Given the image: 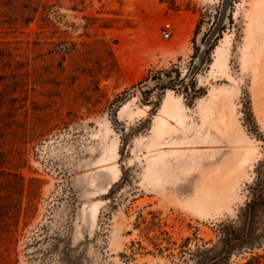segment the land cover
Returning a JSON list of instances; mask_svg holds the SVG:
<instances>
[{"label": "rangeland", "instance_id": "374dc122", "mask_svg": "<svg viewBox=\"0 0 264 264\" xmlns=\"http://www.w3.org/2000/svg\"><path fill=\"white\" fill-rule=\"evenodd\" d=\"M220 5L0 0V264H197L200 250L219 254L220 231L264 176V0H233L187 85H140L171 73L181 84ZM165 102L183 108L184 126ZM116 142L118 177L102 162ZM248 262L264 264V242L229 264Z\"/></svg>", "mask_w": 264, "mask_h": 264}, {"label": "trees", "instance_id": "16d2710c", "mask_svg": "<svg viewBox=\"0 0 264 264\" xmlns=\"http://www.w3.org/2000/svg\"><path fill=\"white\" fill-rule=\"evenodd\" d=\"M196 50L198 51V48H196ZM159 77H156L154 79H157ZM172 81H171V85H174L172 84ZM189 81L185 82L184 80L181 84L178 85L180 86L187 85ZM156 88H159V86H157ZM127 98H129V95ZM248 198L249 199L246 202L245 206L240 210L238 220L235 222H227L226 223L227 225H225L226 227H224V229L220 231V235H221L220 244L222 245V247L221 250L219 251L218 254L219 256L217 255L220 259L213 264H229L233 252L235 251L241 252L243 250H248V249L253 250L257 246L263 244L264 242V176H261V174L259 173L257 175L256 180L252 183V185L249 186ZM211 250L213 249L200 250L203 260H199L197 264L198 263L208 264L211 261L218 258L215 255L214 256L209 255ZM246 264H252V262H248Z\"/></svg>", "mask_w": 264, "mask_h": 264}, {"label": "water", "instance_id": "95a60500", "mask_svg": "<svg viewBox=\"0 0 264 264\" xmlns=\"http://www.w3.org/2000/svg\"><path fill=\"white\" fill-rule=\"evenodd\" d=\"M232 2L233 0H221V5L218 11L216 22L211 26L210 30L207 29V31H202L201 35L198 36V54L193 60L192 66L188 72L185 82L189 81L194 76H196L197 72L204 63V60L209 50L213 46L214 42L217 40V37L220 35V32L228 24ZM176 77V73H172L170 76H167L166 74H161L160 77L157 79L150 78L149 80L143 82L140 85V89L145 90L157 86H169L172 88H178L180 85H171V81Z\"/></svg>", "mask_w": 264, "mask_h": 264}, {"label": "bare ground", "instance_id": "6f19581e", "mask_svg": "<svg viewBox=\"0 0 264 264\" xmlns=\"http://www.w3.org/2000/svg\"><path fill=\"white\" fill-rule=\"evenodd\" d=\"M257 16V14L255 15V17ZM223 54H224V50H222V49H218L217 50V55H218V64L221 62V59H222V57H224L223 56ZM225 55V54H224ZM222 66H221V68H222V70H226V64L225 63H223V64H221ZM173 98V97H172ZM177 102H179V101H177ZM166 103V102H165ZM173 103V102H172ZM179 104V103H178ZM177 105V104H176ZM180 105V104H179ZM203 105V104H202ZM201 105V106H202ZM174 106H175V104H174ZM174 106H171V107H173V108H170V105H169V103H166V105H165V107H164V109H163V112H169L170 111V114L175 118V120H177V122L181 125V126H184L185 125V123H186V116H185V114L186 113H184V111H183V108L182 107H180V106H176V107H174ZM127 107V105H124L123 106V108H122V110H124L125 108ZM211 108V107H210ZM209 108V109H210ZM165 110H167V111H165ZM206 110V109H205ZM125 112V111H124ZM169 116V115H168ZM161 120V122L163 121L161 118H158V120ZM161 122H159L158 121V123H160V125H161ZM166 124V123H165ZM178 124V125H179ZM158 125V124H157ZM165 128V125H164V123H163V125H161V126H157V128H156V130L157 129H159V127L160 128H163V127ZM166 127H167V125H166ZM163 128V129H164ZM182 128V127H181ZM175 129V128H174ZM183 129H184V127H183ZM160 131V130H159ZM161 131H163V130H161ZM157 132V131H156ZM165 133V132H164ZM160 135V134H159ZM161 136V135H160ZM113 146H111L109 149H108V152H107V154H105L106 156H105V158L103 159V161L102 162H104V164H105V167H104V170H106V171H113V173H115L116 174V177H118V175H119V171H117V167L113 164V165H111L110 164V161H113V159H115V158H117L118 157V143L116 142L115 144L113 143L112 144ZM247 158H249V157H247ZM117 160V159H116ZM115 160V161H116ZM246 160V159H245ZM243 161V160H242ZM102 162H101V164H102ZM245 161H243V163H244ZM114 163V162H113ZM245 164V163H244ZM117 168V169H116ZM112 173V174H113ZM117 180V179H116ZM99 205L97 204V205H94L93 207H92V209H91V214H92V221L93 222H96V220H97V218H98V216H99Z\"/></svg>", "mask_w": 264, "mask_h": 264}, {"label": "built area", "instance_id": "2783aa9c", "mask_svg": "<svg viewBox=\"0 0 264 264\" xmlns=\"http://www.w3.org/2000/svg\"><path fill=\"white\" fill-rule=\"evenodd\" d=\"M174 34V26L171 23H165L161 29V36L165 41H169Z\"/></svg>", "mask_w": 264, "mask_h": 264}]
</instances>
